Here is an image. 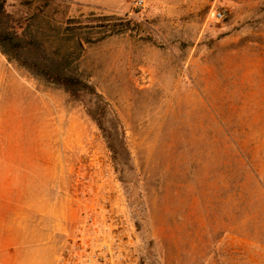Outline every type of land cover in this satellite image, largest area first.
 <instances>
[{"label":"rangeland","instance_id":"rangeland-1","mask_svg":"<svg viewBox=\"0 0 264 264\" xmlns=\"http://www.w3.org/2000/svg\"><path fill=\"white\" fill-rule=\"evenodd\" d=\"M3 1L0 264H264V0Z\"/></svg>","mask_w":264,"mask_h":264},{"label":"trees","instance_id":"trees-1","mask_svg":"<svg viewBox=\"0 0 264 264\" xmlns=\"http://www.w3.org/2000/svg\"><path fill=\"white\" fill-rule=\"evenodd\" d=\"M5 16V2L0 0V51L9 60H14L34 75L61 86L72 99L86 95L99 98L96 91L76 73L71 53H67L60 58L46 55L36 39H27L16 32L10 31L5 25ZM112 34H114V31ZM79 43L81 44V41ZM103 111V106L97 105L96 110L89 113L92 117L95 115L99 127L102 124L100 119H97L101 116L98 113ZM108 144L111 150L114 149L112 139Z\"/></svg>","mask_w":264,"mask_h":264},{"label":"built area","instance_id":"built-area-1","mask_svg":"<svg viewBox=\"0 0 264 264\" xmlns=\"http://www.w3.org/2000/svg\"><path fill=\"white\" fill-rule=\"evenodd\" d=\"M224 18H225V13L224 12L218 11L217 13H215V16H214V20L215 21H221Z\"/></svg>","mask_w":264,"mask_h":264}]
</instances>
